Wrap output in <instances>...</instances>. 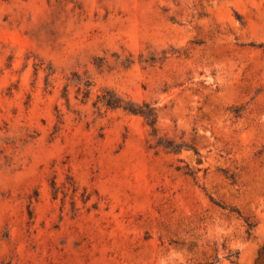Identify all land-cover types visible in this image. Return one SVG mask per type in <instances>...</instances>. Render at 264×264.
Wrapping results in <instances>:
<instances>
[{"label": "rangeland", "instance_id": "374dc122", "mask_svg": "<svg viewBox=\"0 0 264 264\" xmlns=\"http://www.w3.org/2000/svg\"><path fill=\"white\" fill-rule=\"evenodd\" d=\"M205 263L264 264V0H0V264Z\"/></svg>", "mask_w": 264, "mask_h": 264}, {"label": "trees", "instance_id": "16d2710c", "mask_svg": "<svg viewBox=\"0 0 264 264\" xmlns=\"http://www.w3.org/2000/svg\"><path fill=\"white\" fill-rule=\"evenodd\" d=\"M97 102H101L106 107L122 108L124 111L141 115L144 118L146 124L151 127L152 134L156 135L157 110L148 102L135 104L129 100H124L122 97L118 96L111 90H104L103 93L98 96ZM156 145H159L167 151L173 153H179L183 148L182 144L176 143L172 139L162 137H157ZM195 153L198 154L197 151H195ZM199 161L200 159L198 158V162ZM250 227L251 225H249L248 227V234H250Z\"/></svg>", "mask_w": 264, "mask_h": 264}]
</instances>
